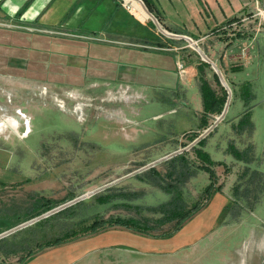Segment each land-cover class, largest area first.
Returning a JSON list of instances; mask_svg holds the SVG:
<instances>
[{
  "label": "rangeland",
  "instance_id": "374dc122",
  "mask_svg": "<svg viewBox=\"0 0 264 264\" xmlns=\"http://www.w3.org/2000/svg\"><path fill=\"white\" fill-rule=\"evenodd\" d=\"M144 11L148 14L149 20H146L154 22L151 14L145 9ZM158 28L154 24L155 32L157 31L156 33L163 37L160 24ZM8 32L10 36L26 33L25 38L32 37L30 35L36 33L26 28L15 29V27H9ZM35 36L41 35L37 33ZM48 37L42 38L44 40L42 48L45 50L40 54L33 51L32 45H26L27 52L16 56V59L21 60L19 64L11 60L14 57L11 51L9 55L0 56L1 68L10 71V68L17 67L24 75L23 82L15 84L17 86H13V83L7 84L8 88L5 84V88L0 86V96L3 97L0 104L5 107V110L1 112L3 118L0 120L2 136L0 149L4 152L1 157L3 166L1 165L0 179L9 181L19 176L29 181L25 182L29 187L25 189L26 195L23 201L20 197L18 198L19 210L9 207L10 204L0 209V230L13 227L14 222L17 223L41 213V210L44 211L43 205L47 202L57 208L83 194L118 180L120 181L109 188H114L113 190L117 193H144V197L130 203V207L119 209L112 205L96 204L94 201L96 195L87 199L85 206L78 209L77 218L72 220V223H68L71 229L79 232L77 238L92 235L91 233L83 235V233L84 228L95 218L108 219L111 216L153 220L159 218L160 215L152 213L148 207L167 201L169 196L160 188L136 178L137 175L148 173V170L133 177H125L179 150H185L183 153H186L192 166L197 168L201 164L194 151L199 147L197 140L215 124L221 114L211 115L209 120L204 121V116L199 117L194 110L196 104L192 108L183 109L180 105L173 104L169 98L171 95L166 93L153 95L151 93L140 98L141 93L128 90L122 84L111 86L107 85L110 83H103L105 86L101 87L102 77H83L79 69L74 70L76 66L73 70H69L68 76L70 63L68 56H64L65 68L55 72L54 61L57 65L56 61L61 56L53 54V48H59L63 44L50 40L51 45H44L48 42ZM187 44L189 48L185 50L184 60L181 59L180 63L195 64L197 68L198 64L204 61L196 49L199 48L202 52L208 51L204 54L216 64L222 78L232 90L227 115L203 138L206 141L204 151L208 152L213 162L211 168L216 174L215 186L222 187V191L218 193L224 195L231 202V206L234 201V187L240 181L244 168L249 167L252 171H258L264 175V53L255 60L249 70L244 69L231 74L232 79L238 82L237 86L239 83L249 82L255 96L249 105L252 107L254 132L251 137L248 134L238 136L233 132L232 125L238 122L246 106L245 102L237 96V87L233 86L231 79L229 81L226 75L228 71L218 61L220 51L213 54L214 59L209 52L207 41L203 44L200 42L197 44L187 42ZM238 45L236 43L231 46L227 54L237 55L240 52ZM11 48L10 46L9 49ZM168 63L171 67L174 64V56L171 54L168 56ZM90 67L96 70L98 66L92 63ZM205 72L213 89L221 94L223 85L221 82L218 84L214 79L216 73L211 65L205 69ZM56 73L58 75L54 76ZM92 73L94 74L95 71ZM55 79L56 83H54ZM9 80L12 79L9 77ZM53 84H56V88ZM7 90H9L8 93H6ZM10 95L13 98H10ZM195 95L199 97L197 88H191L187 94L188 98L193 99ZM20 108L27 115L24 119L20 117L24 115H21ZM15 116L21 121L20 126ZM207 121L208 126L203 128ZM7 123L12 128H9ZM232 140L241 150L251 145L254 147V161L251 164L246 165L228 153L227 148ZM5 165L14 170H19L16 169L17 167L22 169L19 170L20 173L14 170L5 171ZM155 168L164 177L170 170V165L165 161L156 165ZM166 182L171 183L172 180L167 179ZM211 183L209 173L203 170L199 171L196 177L188 180L184 198L189 207L197 201H202L203 191ZM107 189L98 194L105 193ZM8 191L11 190L8 189ZM257 195L259 203L254 211L244 212L239 221L233 222L236 223L235 225L227 227L226 230L230 234L229 242L223 246L221 240L216 242L212 238H207L202 244L203 249L196 252L200 254H198L199 259L188 264H243V262L264 264V251L258 250L259 244L264 243V235H262L264 192ZM8 196L11 198L10 195ZM6 199L7 197H4L0 201L9 203ZM82 219L86 220L85 223L81 222ZM37 223L13 233L15 235L9 236L6 244L23 243L25 256L28 252L38 249L39 244L53 241L57 236H63L66 231L64 229V232H61L53 226V223L51 226ZM174 225L175 222L167 224L159 230L152 231L151 235L121 227L109 228L103 233L110 238L111 236L119 238L122 246L121 264H177L179 261L174 259L176 254L170 257L160 251L140 253L135 247L159 246L158 242L161 239L171 238L162 234L172 232ZM239 249H246V252L241 254Z\"/></svg>",
  "mask_w": 264,
  "mask_h": 264
},
{
  "label": "crops",
  "instance_id": "0c3cea01",
  "mask_svg": "<svg viewBox=\"0 0 264 264\" xmlns=\"http://www.w3.org/2000/svg\"><path fill=\"white\" fill-rule=\"evenodd\" d=\"M152 1L159 13L161 23L156 21L157 19L147 7L145 8V3L144 9L151 14L152 19L153 17L156 19H153L154 22L134 16L122 6V0H0V27H2L0 28V56L9 55L11 51L14 53L11 60L19 64L21 60L16 59V56L27 52L26 45H32L33 51L40 54L45 50L42 48L44 41L42 38L51 35L44 45H51L50 40L63 44L59 48H53V54L61 56L56 61L57 65L54 61L55 72L65 68L66 58L64 56H68L70 57L68 71L76 66L74 70L79 69L83 77H102L101 87L105 86L103 83H110L107 85L111 86L122 84L128 90L141 93L140 98L151 93L152 95L166 93L171 95L168 97L173 104L180 105L183 109L192 108L196 104L194 110L199 117H202L203 103L198 87V69L195 64L184 61L185 72L181 74L178 68L182 62L180 60H184L185 50L189 48L187 44L189 41L169 35L186 36L202 44L207 41L212 58L215 52L220 51L218 61L228 71L226 75L229 81L231 79L230 82L237 84L238 82L231 77V74L237 72L233 71L232 67L239 68V71L249 70L255 60H258L259 56L264 53V13L261 14L264 12V0ZM145 15L148 16L146 12ZM242 18H248V20L243 22ZM234 19L237 21L219 31L220 27ZM156 22L163 29L161 31L163 37H160L154 30V24L158 28ZM234 23L239 24L235 26ZM9 27L26 28L41 36L33 34L30 35L32 37L25 38L26 33L10 36ZM239 33L246 36L236 37ZM236 43L239 44L240 52L237 55H228L227 51ZM204 52L208 51L204 50ZM170 54L174 56L172 67L168 63ZM92 63L97 64L96 70L90 67ZM93 71H95L94 74ZM57 75L56 73L54 76ZM9 77L12 80H9ZM13 78L16 79L13 80ZM23 80L24 75L20 73L19 68H10L9 71L0 67L1 87L5 88V84L8 88L9 83L17 86L15 84H21ZM53 86L56 88V84ZM191 88H197L199 97L195 95L193 99L188 98L187 94ZM8 92L9 90L6 91ZM10 98L13 97L10 95ZM2 99L3 97L0 96V103ZM5 101L7 103V100ZM4 108L0 104V120L3 118L1 112ZM20 110L21 115L24 114L20 117L23 119L27 117L23 109L20 108ZM14 118L18 120V126H20L21 121L17 116ZM17 132L19 133L18 128ZM1 138L0 134V140ZM2 153L4 152L0 149V173L2 172ZM16 169L22 168L17 167ZM4 170H14V168L5 165ZM19 170L14 171L20 173ZM25 182L29 181L19 176L9 181L0 179V199L7 197L6 200L9 202L0 201V209L10 204L9 207L19 210L18 198L20 197L23 201L26 195L25 189L29 187ZM8 195L11 198H8ZM224 197L220 193L215 194L207 206L190 218L180 231L170 236L171 238L161 239L158 242L159 246L152 248L135 246L136 249L140 253L160 251L170 257L176 254L174 259L179 261L177 264H188L199 259V253L196 252L203 249L202 244L207 238H212L216 242L221 240V245L224 246L230 238L229 231L226 229L234 224L229 222L228 215L231 202ZM34 216L17 223L13 221L15 225L1 229L0 234L18 227L33 219ZM111 238L100 231L53 247L33 250L31 257L23 262L21 258L27 255H23L25 248H22L16 254L6 256L0 254V264H121L120 240L114 236ZM242 249H239L241 254L246 252V249ZM258 250L264 251V243L259 244Z\"/></svg>",
  "mask_w": 264,
  "mask_h": 264
},
{
  "label": "trees",
  "instance_id": "16d2710c",
  "mask_svg": "<svg viewBox=\"0 0 264 264\" xmlns=\"http://www.w3.org/2000/svg\"><path fill=\"white\" fill-rule=\"evenodd\" d=\"M149 12L161 23V19L157 9L152 0H143ZM237 21L236 19L227 22L225 25L219 28V31L223 28L231 25L232 22ZM225 30V29H224ZM216 33V32H215ZM222 33H225V31ZM246 36L245 34H237L236 37L241 38ZM228 40V38H227ZM210 65L205 62H200L197 66L198 69V87L203 103V116L204 121L209 119L211 115L221 114L224 110L225 104L227 102V91L222 87V93L219 94L216 90L213 89L209 80L206 77L205 69ZM233 71H239V68L232 67ZM214 79L218 84H220V79L217 74H214ZM232 83V82H231ZM234 84V83H233ZM237 90V96L245 102V110L240 115L237 123L232 125L233 132L236 135L242 136L248 134L249 137L252 136L254 132V123L252 121V107H249L250 103L255 99L253 95V90L249 82L233 85ZM241 94V95H240ZM208 121L202 127L208 126ZM199 137V135H195ZM205 139L198 141V149H194L197 159L200 161V166L194 167L187 159L186 153L175 156L174 158L166 161L169 163L170 170L163 177L156 170V168H151L148 170V173L143 175H137L136 178L152 184L160 188L165 194L169 196V199L165 202H162L156 206L148 207L149 211L154 214H159L160 217L157 219L143 218L137 219L133 217H109L108 219L104 218H95L90 225L84 228L85 234H95L100 231H104L109 228L122 227L128 230H132L144 235H151L152 231L159 230L161 227L175 222L174 230L169 233H164V236H172L180 231L183 225L192 218L196 213H198L213 197L215 193L221 192L222 187L215 186L216 174L215 171L211 168L213 165L212 160L208 152L204 151ZM254 147L251 145L247 149H239L236 142L233 140L230 141L227 151L231 154L236 160L245 163L246 165L251 164L254 161ZM194 164V162H192ZM205 171L209 173L210 179L212 180L211 185H209L203 191L202 201H197L193 206L189 207L188 203L184 198V192L186 183L191 178L197 176L199 171ZM244 173L240 177V181L234 187V201L233 204L228 207L229 222L239 221L244 212L254 211L257 204L259 203V197L257 193L264 192V175L258 171H252L249 167L244 168ZM167 179L172 180L171 183H167ZM263 180V182H262ZM114 188H109L105 193H100L94 197V201L98 205H112L116 208L121 207H130V203L138 201L144 197V193H117L113 190ZM74 198V197H73ZM72 198V199H73ZM86 201V200H85ZM85 201L79 202L73 206H70L54 215H51L37 224H43L47 226H53L58 228L61 232H64L63 236H57L53 241H47L44 244L38 245V250H42L46 247H53L62 243H65L70 240H74L79 236V232L75 229H71L68 224L72 220L77 218L78 209L85 206ZM44 211L41 210V213L37 214L35 217L41 216L46 212L55 208V206L50 205L49 202L43 205ZM85 219H82L81 222L85 223ZM72 223V222H71ZM74 224V223H73ZM61 226V227H57ZM15 235V234H13ZM6 239L0 240V254L10 255L16 254L23 248L22 244H6ZM9 243V242H8ZM33 254L32 251L28 252L27 256L21 258V262L25 261L26 258L31 257Z\"/></svg>",
  "mask_w": 264,
  "mask_h": 264
},
{
  "label": "water",
  "instance_id": "95a60500",
  "mask_svg": "<svg viewBox=\"0 0 264 264\" xmlns=\"http://www.w3.org/2000/svg\"><path fill=\"white\" fill-rule=\"evenodd\" d=\"M153 19H155V18L153 17ZM155 20H156V19H155ZM169 36H171V37H178V38H181V39H185V40L189 41L190 43L194 44V43H193V40L190 39L189 37H186V36H174V35H169ZM196 50H197L198 53L200 54L202 60H203L205 63L210 64L211 67L214 69L215 73L218 75V77H219V79H220V82L222 83L223 87L225 88V90H226L227 93H228L227 102H226V104H225V107H224L223 112H222L221 115H220V118H218V119L215 121V124L212 125V126H210V127L208 128V130H207L204 134L200 135V137H199L198 140H197V141H200V140L203 139V138H204V137H205V136H206V135H207V134H208V133L214 128V127H216L217 124H218L219 122H221V121L225 118V116L227 115L228 110H229V106H230V101H231V98H232V90H231V88L229 87V85L226 83V81L224 80V78H222V74H221L220 70L217 68L216 64H215L214 62H212V61H211V60H210V59L204 54V52H202L199 48H197ZM184 151H185V150H179V151H176V152H174V153H172V154H170V155H168V156H166V157H164V158H161L160 160H157V161H155V162H153V163L147 165L146 167H144V168H142V169H140V170H138V171H136V172H134V173L128 175V176L125 177V178L133 177V176H135V175H137V174H139V173H141V172H144V171L149 170V169H151V168H155L156 165H158V164H160V163H162V162H165V161H167V160H170V159L174 158L175 156L182 154ZM125 178H123V179H125ZM121 180H122V179H121ZM119 181H120V180H118V181H116V182H113V183H111V184H109V185H107V186H105V187H102V188H99V189H97V190H94V191H92V192H88V193H86V194H83L82 196L77 197V198L73 199L72 201H70V202H68V203H66V204H64V205H62V206H59V207H57V208H54V209H52V210L46 212L45 214H43V215H41V216H38V217H35V218H33V219H31V220H29V221H27V222H25V223L19 225L18 227L14 228V229H12V230H10V231H7V232H5V233H3V234H0V240L3 239V238H6V237H8V236H10L11 234H13V233H15V232H17V231H19V230H23V229H25V228H28V227L34 225L35 223H37V222H39V221H41V220H43V219H45V218H47V217H49V216H51V215H54V214H56V213H58V212H60V211H62V210H64V209H66V208H68V207H70V206H73V205H75V204H77V203H79V202L85 201V200H87V199H89V198H91V197L97 195L99 192L104 191L105 189H107V188L113 186L114 184H116V183L119 182Z\"/></svg>",
  "mask_w": 264,
  "mask_h": 264
},
{
  "label": "built area",
  "instance_id": "2783aa9c",
  "mask_svg": "<svg viewBox=\"0 0 264 264\" xmlns=\"http://www.w3.org/2000/svg\"><path fill=\"white\" fill-rule=\"evenodd\" d=\"M135 5L138 7H141L144 10V2L143 0H122V6L127 9L129 12H131L134 16H138L137 13L135 12ZM264 12H261V14ZM248 18H242V21L245 22L247 21ZM239 24V23H238ZM237 23H234L235 26L238 25ZM194 44H197L196 42L193 41ZM179 71L181 74L185 72V68L183 64L178 65Z\"/></svg>",
  "mask_w": 264,
  "mask_h": 264
},
{
  "label": "bare ground",
  "instance_id": "6f19581e",
  "mask_svg": "<svg viewBox=\"0 0 264 264\" xmlns=\"http://www.w3.org/2000/svg\"><path fill=\"white\" fill-rule=\"evenodd\" d=\"M135 12L137 13L138 17L141 18L142 20L145 18L148 19V16L145 15V12L143 11V9L141 7H138L137 5H135ZM8 127L12 128L10 124Z\"/></svg>",
  "mask_w": 264,
  "mask_h": 264
}]
</instances>
